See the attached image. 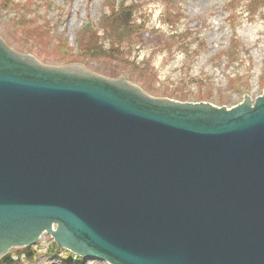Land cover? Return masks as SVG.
<instances>
[{
  "label": "water",
  "instance_id": "1",
  "mask_svg": "<svg viewBox=\"0 0 264 264\" xmlns=\"http://www.w3.org/2000/svg\"><path fill=\"white\" fill-rule=\"evenodd\" d=\"M39 62L0 38V256L46 230L112 264H264V94L218 108Z\"/></svg>",
  "mask_w": 264,
  "mask_h": 264
},
{
  "label": "rangeland",
  "instance_id": "2",
  "mask_svg": "<svg viewBox=\"0 0 264 264\" xmlns=\"http://www.w3.org/2000/svg\"><path fill=\"white\" fill-rule=\"evenodd\" d=\"M123 9L136 18L126 53L138 61L93 57L87 39L105 40V27ZM0 37L42 63L124 76L152 95L230 107L264 91V0H0ZM52 243L44 233L29 255L23 247L8 255L12 264H107L69 259Z\"/></svg>",
  "mask_w": 264,
  "mask_h": 264
},
{
  "label": "trees",
  "instance_id": "3",
  "mask_svg": "<svg viewBox=\"0 0 264 264\" xmlns=\"http://www.w3.org/2000/svg\"><path fill=\"white\" fill-rule=\"evenodd\" d=\"M135 23L136 18H134V13H131L127 9L121 10L118 16L111 20L109 26L105 27V40L97 39V37L94 38L93 36H90L85 44L86 49H92L93 53L91 54L93 55V57L114 56L117 59L121 60H124L126 58L131 59L130 56L128 57V53H126V50L129 49L131 44V33L129 32L127 34V29ZM177 36L180 35H177L173 32L171 37L176 39ZM181 44L184 46L185 43L181 42ZM138 59L139 57H134V60L131 59L130 64H134L135 61H138ZM180 94L172 95L169 97H173L178 100H188V98ZM1 260L2 264H12V262H14V260L11 259L9 256L4 257Z\"/></svg>",
  "mask_w": 264,
  "mask_h": 264
}]
</instances>
